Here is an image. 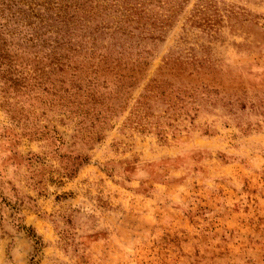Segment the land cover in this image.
Wrapping results in <instances>:
<instances>
[{
	"label": "rangeland",
	"instance_id": "374dc122",
	"mask_svg": "<svg viewBox=\"0 0 264 264\" xmlns=\"http://www.w3.org/2000/svg\"><path fill=\"white\" fill-rule=\"evenodd\" d=\"M0 264H264V0H0Z\"/></svg>",
	"mask_w": 264,
	"mask_h": 264
},
{
	"label": "trees",
	"instance_id": "16d2710c",
	"mask_svg": "<svg viewBox=\"0 0 264 264\" xmlns=\"http://www.w3.org/2000/svg\"><path fill=\"white\" fill-rule=\"evenodd\" d=\"M88 2V1H87ZM79 9H80V7H78ZM82 10H84V9H82ZM64 13H66V14H63V17L64 18H67L68 16V14H67V12H64ZM70 18H73V16H69ZM69 20V19H68ZM67 68H70L69 67V65H67ZM74 70L73 71H75V72H77L78 70H76V67L75 68H73ZM80 72H78V73H80L81 74V70H79ZM100 71H102V72H104V71H110L109 69H108V67L106 66V67H102L101 69H100ZM92 73H95V75L98 73V71H96V72H92ZM120 80H118V82H119ZM90 83V82H89ZM104 84V83H103ZM96 87H103L104 88V86H102V85H97ZM92 91V90H91ZM116 91H118V86H116L115 88H114V92H116ZM93 92H96V91H94L93 90ZM86 97H90V100L94 103V104H99V105H103V102H101V101H99V100H95V98H94V95H90L89 93H87L86 95H85ZM109 97V96H108ZM107 99H111V98H107Z\"/></svg>",
	"mask_w": 264,
	"mask_h": 264
}]
</instances>
